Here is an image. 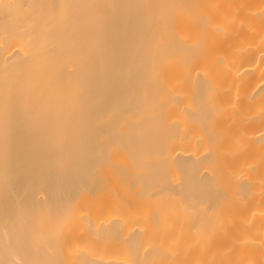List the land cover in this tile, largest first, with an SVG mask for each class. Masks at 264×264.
I'll return each instance as SVG.
<instances>
[{"label": "bare ground", "instance_id": "1", "mask_svg": "<svg viewBox=\"0 0 264 264\" xmlns=\"http://www.w3.org/2000/svg\"><path fill=\"white\" fill-rule=\"evenodd\" d=\"M0 264H264V0H0Z\"/></svg>", "mask_w": 264, "mask_h": 264}]
</instances>
